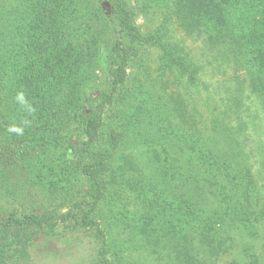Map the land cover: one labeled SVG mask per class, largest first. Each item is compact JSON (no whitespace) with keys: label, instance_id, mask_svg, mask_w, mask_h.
Returning <instances> with one entry per match:
<instances>
[{"label":"rangeland","instance_id":"obj_1","mask_svg":"<svg viewBox=\"0 0 264 264\" xmlns=\"http://www.w3.org/2000/svg\"><path fill=\"white\" fill-rule=\"evenodd\" d=\"M35 1L0 3L3 38L11 39L13 27L29 22ZM122 1L141 34L164 35L175 56L197 74L167 67L157 47L132 46L137 53L99 130L110 168L101 181L103 199L90 217L104 235L106 257L111 264H264V217L259 213L245 221L239 211L228 214L208 187L180 175L198 148L211 149L239 171L244 162L234 153L242 148L262 191L256 198L264 205L263 99L258 90L252 92L258 85L254 68L245 65L253 50L237 47L243 42L239 30L226 32L224 43H211L210 25L181 15L174 0ZM231 1L240 8L250 2ZM72 9L76 22L62 26L70 32V43L92 48L90 66L72 77L60 73L62 90L49 116L34 121L40 132L33 125V137L24 138L23 126L32 124L21 120L15 136L10 130L0 136V223L10 216L64 215L76 212L78 204L87 210L89 183L76 170L71 147L85 141L80 111H93L107 88L115 26L107 18L112 10L106 1L73 0ZM252 25L257 32L264 19L256 16ZM40 133L51 139L31 143ZM239 196L241 185L233 193L234 204ZM205 221L213 223L223 242L216 254L199 242L197 228ZM94 234L72 221L60 223L53 233H39L13 248L5 264H96L102 245Z\"/></svg>","mask_w":264,"mask_h":264},{"label":"trees","instance_id":"obj_2","mask_svg":"<svg viewBox=\"0 0 264 264\" xmlns=\"http://www.w3.org/2000/svg\"><path fill=\"white\" fill-rule=\"evenodd\" d=\"M103 1L112 10V15L107 18L115 26V40L108 55V85L98 95V103L93 111H80L78 117L85 141L80 146L71 147L76 170L89 183V198L85 204L87 210L78 204L75 206L76 212L68 211L64 215L29 214L21 219L10 216L6 222L0 223V235L5 241L0 242V264L6 263L13 248L25 246L39 233L51 234L60 223L71 221L76 227L95 231V238L102 245L96 264H111L103 247L104 235L90 214L103 199L101 181L110 168V153L102 150V143L99 141L102 115L116 101L118 91L125 83L130 60L137 53L132 46L157 47L163 53L162 58L166 60L167 67H177L190 76L197 74V69L189 70L186 62L175 56L165 42L164 35H158L157 30V33L141 34L124 1ZM174 3L181 15L190 20L204 19L210 25L211 43H224L228 34L226 32L240 31L243 42L237 47L244 46L245 52L253 50L245 65L249 64L255 70L258 85L252 86V92H261L264 108V25L259 31L252 32L256 16L264 19V0L257 3L250 0L242 8L231 0H174ZM72 5L73 0H36L28 15L29 22L13 27L9 33L11 39L3 38L0 32V136L7 130L11 131L10 136H15L14 126L21 120H29L32 125L29 128L23 126L28 135L21 134L24 138L33 137V125H37L34 121H43L49 116L50 109L58 99L57 95L61 93L60 73L66 72L72 77L78 70L90 66L88 59L92 48L86 45L83 49L74 42L70 43V32L62 26L76 22ZM84 32L85 30L82 33ZM6 46L9 48L5 52ZM36 128V134L42 130L38 125ZM37 139L43 142L49 141L51 137H44L40 133L30 141L33 143ZM237 144L236 146H240ZM194 155L199 159L198 163L195 162ZM234 155L244 162L239 171H233L227 162L209 148L194 149L193 162L184 171L182 169L181 179L208 187L212 195L219 197L223 210L228 214L239 211L241 220L250 221L259 213L264 217V205L261 207L256 198L261 189L256 187L257 182L251 167L245 163L242 148L238 147ZM260 164L264 166L261 158ZM238 185H241V196L234 204L233 193ZM261 198L264 200V194ZM216 231L213 223L208 221L197 228L199 242L209 254H216L223 249V242L216 237Z\"/></svg>","mask_w":264,"mask_h":264}]
</instances>
